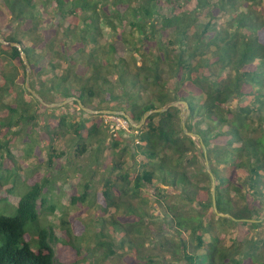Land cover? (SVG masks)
<instances>
[{
    "label": "trees",
    "instance_id": "16d2710c",
    "mask_svg": "<svg viewBox=\"0 0 264 264\" xmlns=\"http://www.w3.org/2000/svg\"><path fill=\"white\" fill-rule=\"evenodd\" d=\"M0 34L8 41L0 42V90L16 92L17 80L26 82L27 65L11 44L17 42L31 64V86L46 101L76 97L77 106L81 100L124 110L138 124L149 110L189 103L185 124L182 105H175L152 113L140 128L131 125L133 167L114 162L117 175L105 180L93 204L118 211L109 231L107 219L96 220L106 255L123 253L127 264H264V0H0ZM25 92L22 85L16 106L3 103L9 114L1 126L34 119L33 103L45 107ZM99 98L104 105L97 108ZM86 131L84 122L75 127L80 139ZM10 143L0 141V148L12 159ZM122 144L117 136L115 147ZM207 160L218 211L262 221L216 212ZM6 170L0 185L12 181L4 200L18 186L15 170ZM24 186L15 212L0 210V264H77L59 243L79 254L86 249L79 233L63 221L61 238L43 222L57 208L46 184ZM85 186L73 204L87 201ZM144 187L158 190L160 239L147 230ZM147 239L155 251L145 252Z\"/></svg>",
    "mask_w": 264,
    "mask_h": 264
},
{
    "label": "rangeland",
    "instance_id": "374dc122",
    "mask_svg": "<svg viewBox=\"0 0 264 264\" xmlns=\"http://www.w3.org/2000/svg\"><path fill=\"white\" fill-rule=\"evenodd\" d=\"M0 37H2L1 34ZM122 49L126 57L130 58L131 52L126 48ZM6 68H10V66ZM3 74L4 71L0 69V86L5 85ZM32 77L31 69L28 81L31 88ZM40 79L42 80L43 77ZM22 85L26 87V82L24 84L19 82L18 85L17 80L14 87L16 92L9 93L0 90V120L5 119L9 114L8 108H5L3 103L16 106L18 101V94L16 93ZM28 92L30 91L28 90ZM28 92L24 93V97L31 101L32 96ZM45 102L53 103L46 100ZM33 104L31 113L36 114L34 119L25 121L20 125L16 124L9 129L0 125V141L10 140L12 154V159L5 158L7 152L5 153V150L0 148V173H3L5 179L9 175L6 168L11 167L15 170L14 175H17L18 181L16 193L8 195L5 200V191L11 184V178L8 185H0V198L2 199L0 200V210L15 212L20 194L25 188L24 184L36 181L44 182L46 184L44 192L51 199L50 202L56 204L57 208L54 214L45 215L43 222L53 225L58 235L63 238V221H66L69 226L74 228L73 232L79 233L86 246V249L77 254L76 252L72 253V249L62 248L63 243L60 242V252L65 256L67 255L68 260L73 259L77 264H127L123 253L106 255V248L97 245L95 235L96 228L99 226L96 220H101L102 216L107 219L104 225L105 230L109 231L112 228L109 221L113 220L118 211L115 207L110 206L104 212L100 207L96 208L93 204L96 205L97 194L104 187L105 180L117 175L115 172L111 173L114 162L123 161L124 167H133L131 151L134 149V135L137 131L131 128L132 124L125 128L119 121V116L104 113V110H124L95 109L83 104L85 107L99 111V113H92L82 108L79 103L80 108L91 114L90 116L81 111L72 100L57 106L43 104L45 107H39L37 104ZM101 105L104 104L100 98L94 101V106L97 108ZM119 105L123 104L119 103ZM178 105H182L183 112L186 110L183 103ZM99 114L104 115L99 116ZM63 116L67 117L65 123L61 122ZM120 120L122 121V118ZM81 122L85 123L87 131L84 138L80 139L75 132V127ZM93 125L97 126L98 132L89 133ZM117 136H121L123 139V144L119 147L114 145ZM52 147L56 149V152H53ZM83 147L86 148L85 151H82ZM121 147H126V151L122 150ZM137 160L140 161V157H137ZM3 182L6 183L5 180ZM87 183L89 185L87 201L73 204L71 202L72 195L83 192ZM157 192L158 190L153 187H144L141 194L142 199H145L146 202L142 203L140 198L132 200L135 203L141 201V206L150 215L145 220L148 224L147 230L152 231L156 239H160L164 232H158L163 231V225L162 221L156 217L162 214L161 205L154 198ZM172 200L175 199L172 197ZM44 212L48 211L44 210ZM121 220L125 221L124 218ZM118 233H120V237H125L121 231ZM59 246H56L57 250ZM155 250V243L151 239H147L145 252Z\"/></svg>",
    "mask_w": 264,
    "mask_h": 264
},
{
    "label": "water",
    "instance_id": "95a60500",
    "mask_svg": "<svg viewBox=\"0 0 264 264\" xmlns=\"http://www.w3.org/2000/svg\"><path fill=\"white\" fill-rule=\"evenodd\" d=\"M0 42L2 43H8L7 40H5L4 38L0 37ZM13 46H17L19 47V49L21 50V54H22V57H23V60L25 62V64L27 65V79H26V87L27 89L38 99L40 100L43 104L47 105V106H57V105H62L68 101H71V100H74V99H77L76 97H68L67 99H65L63 102H53V103H47L45 102L44 98L38 93L36 92L33 88H31L28 84V81H29V73L31 71V64L29 63V60H28V56H27V53L22 49L21 45L17 42H12L11 43ZM79 103H80V106L82 108H84L85 110L89 111V112H92V113H99V111L97 110H92L88 107H85L82 103L81 100H78ZM180 103H183L185 105V111L183 112V123L185 124V121H186V116L188 115V113H190V106H189V103L185 100H180V101H174V102H171L167 107H160V108H157V109H154V110H149L146 112L145 116H144V120L139 123V124H136L135 121L133 120V118L127 114L125 111H117V110H104V113H109V114H122L124 117H126L129 122L132 124V125H136V126H142L146 119L154 112H160V111H166L168 110L171 106H175V105H178ZM186 132L191 135V136H196V133L194 132H190V131H187ZM204 145V144H203ZM204 147H206L204 145ZM207 170L208 172L210 173V175L212 176L213 178V181H214V185H213V193H214V207H215V210L216 212L219 214V215H222V216H226V217H230L236 221H249V222H260L262 221L263 219H254V218H242V219H239V218H236L234 217L233 215L231 214H223L221 212L218 211V207H217V201H216V195H215V191H216V186H215V174L213 173L212 169H211V165L209 163V161L207 160Z\"/></svg>",
    "mask_w": 264,
    "mask_h": 264
},
{
    "label": "built area",
    "instance_id": "2783aa9c",
    "mask_svg": "<svg viewBox=\"0 0 264 264\" xmlns=\"http://www.w3.org/2000/svg\"><path fill=\"white\" fill-rule=\"evenodd\" d=\"M114 115H117V116H119L118 118H122V121L119 119V121L120 122H122V125L126 128L127 127V125L128 126H130V122H129V120L126 118V117H124L122 114H114Z\"/></svg>",
    "mask_w": 264,
    "mask_h": 264
}]
</instances>
